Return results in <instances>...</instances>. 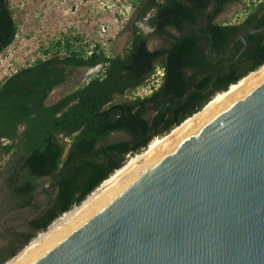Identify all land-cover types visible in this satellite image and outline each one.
Instances as JSON below:
<instances>
[{
	"label": "trees",
	"instance_id": "obj_1",
	"mask_svg": "<svg viewBox=\"0 0 264 264\" xmlns=\"http://www.w3.org/2000/svg\"><path fill=\"white\" fill-rule=\"evenodd\" d=\"M138 1H142L144 9L156 7L150 22L158 35L171 39L167 48L149 50L135 26L126 49L115 55H107L99 44L90 50L76 46L78 36H64L53 43L52 56L44 61L36 59L34 66L20 67L0 81V123L6 119L21 121L31 111L28 104L33 101L45 114L44 127L69 139L60 142L54 132L39 131L33 123L18 137L25 151L26 179L18 189L26 199L23 204L30 203V192L40 176L50 177L55 189L54 203L44 212H35L38 216L42 214L31 219L33 232L17 248L3 255L0 264L121 168L127 155L142 152L155 137L169 133L200 111L217 93L229 90L264 63L262 30L244 35V50L227 65L243 46L240 33L264 25V5L250 10L240 23L210 21L205 27L190 28L198 14L215 17L222 11L223 3L230 0H214L212 11L207 10L211 0H133V3ZM166 25H172L179 34L165 30ZM184 28L185 32H179ZM16 31L8 0H0V53L14 40ZM49 51L48 48L44 53ZM55 63L103 64V70L88 79L61 114L58 110L69 97L50 107L40 105L45 90L61 78L47 81L48 65ZM39 64L43 68L35 77ZM157 65L163 68V75L149 95L110 102L112 95L124 94L143 84L145 74L153 73ZM187 69L191 70L190 75ZM150 109L153 114L145 117ZM112 132H123L127 138L108 141L107 136ZM2 135L13 140L15 132L0 128ZM14 147L12 142L3 150Z\"/></svg>",
	"mask_w": 264,
	"mask_h": 264
},
{
	"label": "water",
	"instance_id": "obj_2",
	"mask_svg": "<svg viewBox=\"0 0 264 264\" xmlns=\"http://www.w3.org/2000/svg\"><path fill=\"white\" fill-rule=\"evenodd\" d=\"M13 264H264V72Z\"/></svg>",
	"mask_w": 264,
	"mask_h": 264
},
{
	"label": "rangeland",
	"instance_id": "obj_3",
	"mask_svg": "<svg viewBox=\"0 0 264 264\" xmlns=\"http://www.w3.org/2000/svg\"><path fill=\"white\" fill-rule=\"evenodd\" d=\"M17 31L14 40L0 53V81L20 67L32 64L36 59H46L52 56L53 43L64 36H78L76 46H83L90 50L99 44L107 55L121 54L129 43V36L133 24L140 30L143 27L147 36L149 49L159 48L164 40L152 33L148 26H143V17L139 15L142 1L133 0H8ZM252 1L249 0V3ZM247 0L225 5L224 11L218 16L220 22H234L241 19L245 11L243 7ZM246 7V6H245ZM49 48V53L44 50ZM65 54L64 51L60 52ZM99 67L87 76L101 72ZM75 77V72L70 76ZM159 74L148 76L146 82L137 89L127 90L124 94H116L114 100H132L135 96H146L149 88L157 84ZM153 84L145 88L146 84ZM67 92L66 87L55 88L49 94V100ZM138 93V94H137ZM153 110H148L145 117H150ZM62 142L69 139L57 135ZM127 138L123 132H113L107 136L108 141ZM7 154L0 148V168L3 166ZM130 155L126 156V161ZM46 183L45 180H41ZM40 199V198H39ZM40 232H37L36 237ZM32 237L30 241L34 238ZM21 249V248H20ZM19 249V250H20Z\"/></svg>",
	"mask_w": 264,
	"mask_h": 264
},
{
	"label": "flooded vegetation",
	"instance_id": "obj_4",
	"mask_svg": "<svg viewBox=\"0 0 264 264\" xmlns=\"http://www.w3.org/2000/svg\"><path fill=\"white\" fill-rule=\"evenodd\" d=\"M159 1H163V0H159ZM239 1L240 0L225 1L222 5V11L218 13L215 17H210L205 13L198 14L194 23L190 25V28L205 27L206 25H208V23H210V21L211 23L217 22L221 24L240 23L244 19V17L249 13L250 10H253L259 5H264V1L243 4L246 7L245 6L243 7L245 14L241 19L234 22H220L218 20V16L221 13H223L224 6L232 4V2L239 3ZM214 4L215 1L211 0L209 5L207 6V10L212 11L214 8ZM139 10H140L139 11L140 16H142L145 13L147 14V16L143 17V22H144L143 26H148L151 29L152 33L156 34L158 37L164 40L165 45L159 48H167L169 46L171 39L167 38L166 36L158 35V33L155 31V26L152 25L150 22V18L151 16L154 15L156 11V7L151 10H147L144 9L143 5H141L139 7ZM134 26L137 28V33H139L143 38H145L147 45V36L144 32L143 27L140 30V28L137 25L133 24L130 34L132 33ZM165 30L172 33L173 35L179 34L177 33L178 31L172 25H166ZM185 31L186 28H184L182 31L179 32H185ZM42 60L44 61L45 59ZM34 64L35 61L32 64H29L24 67L34 66ZM81 67L84 68L86 66H77V65L64 64V63H55L48 65L47 81H49L50 79H57L59 76L61 78L50 88L45 90L44 96L40 99V105L42 108L50 107L52 105L58 104L59 102L64 101L67 97H69L70 100L65 105L60 107V109L58 110L59 114H61L64 110H66L70 106L71 100H73L74 97L76 96L75 95L76 92L80 90L87 83L90 77L93 76L92 75L86 77V75H83L82 72L80 71ZM100 67L103 70V64ZM157 67L162 69L158 83L156 85H153L152 83L145 85V88L150 85H153L152 88H149V94L159 85L160 78L163 75V68L157 65L153 73L149 74L147 72L145 74L144 82L147 81L148 76L150 75L152 76L153 74H155ZM42 68H43L42 64H39L37 66V68L34 71L35 77H37L39 69L42 70ZM15 71H17V69ZM73 72H75V77L70 79L71 78L70 76L73 74ZM186 73L190 75L191 70L187 69ZM60 86L64 88L66 87L67 92H62L61 96L55 98L54 100H49V94L55 88L57 87L59 88ZM138 87L139 86L135 87L134 89H137ZM129 90H133V89H129ZM113 96L114 95H112L110 102L116 101L114 100ZM135 97H140V96H135ZM135 97H133V99ZM28 106L31 111H28V114L25 115V117L21 121L11 122L6 119L0 123V128L2 130L7 131L8 133L15 132V136L13 140L8 139L6 135L0 136V148L2 150L4 146L12 142L15 144V147L10 149L9 151L3 150V152L7 154L8 157L6 158L3 166L0 168V258L3 255L8 254L11 250L17 248L25 240L26 236L33 232V225L31 224V219L38 216L35 215V212L37 211L44 212L47 210L49 206H51L54 203L55 189L51 186V181H50L51 179L49 176H40L36 178L35 181L37 185L30 192L31 201L29 204H23L26 199L18 191L19 187L24 183L26 179V173H25L26 167L23 165L25 151L22 144L19 143L18 137L22 134L24 130L28 128V125L30 123L36 124L37 128H39V131H46V132L47 130L52 131V129L48 127H44L43 123L46 118L44 117L45 114L40 109L39 105H35V103L31 101L29 102ZM52 132H54L56 137L57 135H62L61 133H58L55 130H53ZM14 152H16V154L13 155ZM42 179L45 180L46 183H42L41 182Z\"/></svg>",
	"mask_w": 264,
	"mask_h": 264
},
{
	"label": "bare ground",
	"instance_id": "obj_5",
	"mask_svg": "<svg viewBox=\"0 0 264 264\" xmlns=\"http://www.w3.org/2000/svg\"><path fill=\"white\" fill-rule=\"evenodd\" d=\"M83 75L89 74L94 71V68H81L80 70ZM264 72V64L260 66L255 71L247 74L240 82L234 84L229 90L224 93H217L204 107L202 110L196 112L192 116L186 118L182 123L178 126L174 127L169 133L163 136L155 137L142 152L137 153L133 156H130L128 160L123 164V166L117 169L114 173H112L107 179H105L100 186H98L88 197L87 199L78 206H74L71 210L64 212L61 216L57 217L53 223L50 225L48 230L40 232L36 237H34L27 245L24 246L22 250L11 260L6 262L5 264H13L17 262L22 256H24L29 250L39 244V241L49 235L58 225L62 222L71 218L74 214H76L87 202L97 196L100 192L105 190L110 184L119 179L123 174H125L128 170L133 168L136 164L141 162L145 157L154 153L157 149L162 147L168 141H170L176 134L180 133L182 130L187 128L190 124L194 123L202 116L209 113L212 109L222 103L226 98L230 97L241 88H243L246 84H248L253 79L257 78L260 74ZM80 76V75H79Z\"/></svg>",
	"mask_w": 264,
	"mask_h": 264
},
{
	"label": "built area",
	"instance_id": "obj_6",
	"mask_svg": "<svg viewBox=\"0 0 264 264\" xmlns=\"http://www.w3.org/2000/svg\"><path fill=\"white\" fill-rule=\"evenodd\" d=\"M252 2H259V1H264V0H251ZM247 3H249V0H247ZM161 72H162V69L157 67L156 68V72L155 74H159V76L161 75ZM157 83H158V80L156 79ZM149 87V86H148Z\"/></svg>",
	"mask_w": 264,
	"mask_h": 264
}]
</instances>
